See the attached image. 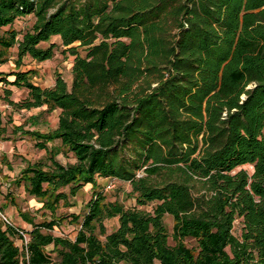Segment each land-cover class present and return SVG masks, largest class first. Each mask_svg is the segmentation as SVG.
<instances>
[{
    "label": "trees",
    "instance_id": "obj_1",
    "mask_svg": "<svg viewBox=\"0 0 264 264\" xmlns=\"http://www.w3.org/2000/svg\"><path fill=\"white\" fill-rule=\"evenodd\" d=\"M54 35L84 54L68 48L70 86L57 73L41 87L20 66L51 58L57 44L41 43ZM14 46L16 69L0 81L28 93L10 103L59 109L50 131L14 126L51 160L14 183L53 218L28 230L27 251L0 221V264H264V0H0V63ZM63 149L73 162L55 158ZM98 177L128 182L136 204L106 199ZM87 183L83 214L67 215L74 238L42 231Z\"/></svg>",
    "mask_w": 264,
    "mask_h": 264
},
{
    "label": "rangeland",
    "instance_id": "obj_2",
    "mask_svg": "<svg viewBox=\"0 0 264 264\" xmlns=\"http://www.w3.org/2000/svg\"><path fill=\"white\" fill-rule=\"evenodd\" d=\"M34 17L31 14L17 18L13 27L18 31V37L31 27ZM49 42H55L57 45L51 58L37 61L26 55L23 58L21 70L33 69L35 74L32 81L41 87H48L54 83L55 76L59 73L70 86L72 82V63L75 55L68 49L69 46H75L77 53L84 54L82 46L78 42L72 45L64 46L61 44L60 37L54 35L48 42L41 43V46L48 45ZM16 57V46L11 47L8 52L6 61L0 63V72L9 73L16 69L14 60ZM3 75L0 74V78ZM14 75H7V80H12ZM28 93L25 87H18L14 84L0 81V207L8 215L11 222L22 228L27 237L28 230L34 223H40L44 220H50L53 216L48 210L40 208L41 202L35 196L26 192L24 183L16 185L15 178L20 170L29 163L41 162L49 165L51 160L47 148H38L34 145L35 139L26 133L15 130L14 126L22 125V130L36 129L40 132L52 130L58 122L59 109L53 111L44 110L45 106L18 108L10 103L21 101ZM55 144L59 141L55 140ZM53 143L48 142V146ZM63 164L73 162L75 157L72 151L61 150L55 157ZM247 167V165H244ZM98 189L101 190L108 200L118 199L126 207L134 206L135 199L129 194L130 186L128 182L121 181L116 178H97ZM68 191V187H64ZM92 195L91 184H84L74 196L70 197L72 205L65 206L61 203L58 205L55 215L67 216L70 213L83 214L85 204ZM153 203L142 205L140 207L151 209ZM22 213H27L33 221L27 222ZM166 226L171 232L173 219L170 215H166ZM104 225L107 232H110L118 225L117 217L104 219ZM79 228V224L71 222L69 217H63V220L55 224L49 229L42 227L44 232H50L54 235L68 236L74 238ZM234 233H240V227L236 223ZM188 245H194L192 239L186 240ZM17 243L19 241L17 240ZM51 245L47 246V250L51 249ZM54 255V253H53Z\"/></svg>",
    "mask_w": 264,
    "mask_h": 264
},
{
    "label": "built area",
    "instance_id": "obj_3",
    "mask_svg": "<svg viewBox=\"0 0 264 264\" xmlns=\"http://www.w3.org/2000/svg\"><path fill=\"white\" fill-rule=\"evenodd\" d=\"M0 221L4 224V225H14L10 218L8 217V215L1 209L0 207ZM15 228L17 229V231L19 232L20 236L18 238L19 244L24 248L25 251H27V241H28V237L25 233V231L21 228H17L16 225H14Z\"/></svg>",
    "mask_w": 264,
    "mask_h": 264
},
{
    "label": "crops",
    "instance_id": "obj_4",
    "mask_svg": "<svg viewBox=\"0 0 264 264\" xmlns=\"http://www.w3.org/2000/svg\"><path fill=\"white\" fill-rule=\"evenodd\" d=\"M56 126H57V125H56ZM56 126H55V127H56ZM55 127H54V128H55ZM54 128H53V129H54ZM19 131H20V130H19Z\"/></svg>",
    "mask_w": 264,
    "mask_h": 264
}]
</instances>
